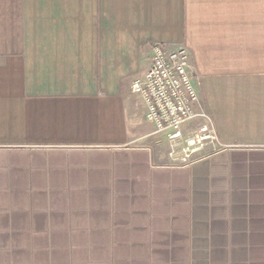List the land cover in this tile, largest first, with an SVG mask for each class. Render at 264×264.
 I'll return each instance as SVG.
<instances>
[{"label":"crops","instance_id":"crops-1","mask_svg":"<svg viewBox=\"0 0 264 264\" xmlns=\"http://www.w3.org/2000/svg\"><path fill=\"white\" fill-rule=\"evenodd\" d=\"M155 45L217 133L187 163L131 91ZM0 264H264V0H0Z\"/></svg>","mask_w":264,"mask_h":264},{"label":"built area","instance_id":"built-area-1","mask_svg":"<svg viewBox=\"0 0 264 264\" xmlns=\"http://www.w3.org/2000/svg\"><path fill=\"white\" fill-rule=\"evenodd\" d=\"M196 82L197 74L185 48L168 50L155 45L149 69L134 82L131 91L142 98L146 121L154 127L155 135L177 146L184 140L187 126L202 119L206 123L198 128L202 136H197V142L214 148L217 133L210 116L201 107Z\"/></svg>","mask_w":264,"mask_h":264},{"label":"rangeland","instance_id":"rangeland-1","mask_svg":"<svg viewBox=\"0 0 264 264\" xmlns=\"http://www.w3.org/2000/svg\"><path fill=\"white\" fill-rule=\"evenodd\" d=\"M203 108V106L201 105ZM208 114V113H207ZM192 124V123H191ZM190 126V125H188ZM195 124L191 125L184 137V140L177 146H172L163 139V137L152 136L149 138L148 143L156 150L160 155H163L164 159H167L173 163H187L192 161L195 158H198L205 152L213 149V146L203 145L201 146L197 142V136L201 137V134H198V128ZM203 144L205 141L202 142Z\"/></svg>","mask_w":264,"mask_h":264}]
</instances>
